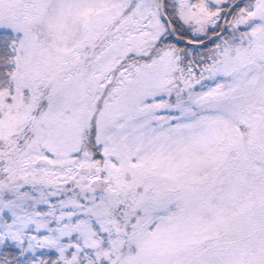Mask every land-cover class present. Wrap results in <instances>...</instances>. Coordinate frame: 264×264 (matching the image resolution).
<instances>
[{
	"label": "snow or ice",
	"instance_id": "1",
	"mask_svg": "<svg viewBox=\"0 0 264 264\" xmlns=\"http://www.w3.org/2000/svg\"><path fill=\"white\" fill-rule=\"evenodd\" d=\"M0 264H264V0H0Z\"/></svg>",
	"mask_w": 264,
	"mask_h": 264
}]
</instances>
